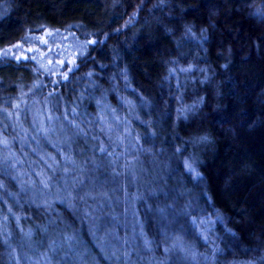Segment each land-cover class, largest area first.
Wrapping results in <instances>:
<instances>
[{"label": "trees", "instance_id": "obj_1", "mask_svg": "<svg viewBox=\"0 0 264 264\" xmlns=\"http://www.w3.org/2000/svg\"><path fill=\"white\" fill-rule=\"evenodd\" d=\"M49 30L58 65L0 52V264H264V0H0V49ZM103 189L134 199L95 225Z\"/></svg>", "mask_w": 264, "mask_h": 264}, {"label": "rangeland", "instance_id": "obj_2", "mask_svg": "<svg viewBox=\"0 0 264 264\" xmlns=\"http://www.w3.org/2000/svg\"><path fill=\"white\" fill-rule=\"evenodd\" d=\"M80 46V43L77 41H72L70 37H68L67 33L65 31L58 34L55 31H43L42 33L37 35L36 42H29L27 44H21V43H14L12 45H7L0 49L1 53H6L13 56H19L23 57L26 54H30L32 56H40L42 61L47 64L52 65H58L61 61L63 56L65 55H71L74 53L75 50H77ZM53 70L54 68L51 67ZM125 152H127V149H124ZM75 170H77V174L79 175V178H81L83 167L80 166L77 163H71ZM92 165L95 163H91ZM124 172L121 173V187H123L125 184L132 182L134 180V176H132L129 172L132 168L131 165V158H128L127 163L124 165ZM64 172V169L61 171ZM110 173V172H109ZM114 177L116 176L115 172ZM64 176L62 175V178ZM78 178V179H79ZM117 178V177H116ZM77 182V181H76ZM118 185L115 187V189L118 188ZM116 195V194H115ZM113 193H108L104 189L100 190V195L95 194L92 196L90 194V199L84 201L83 205L81 206L82 212L86 215L92 218L91 220L94 222V224L103 223L104 219L101 220V211L100 207L107 203L110 205V212L116 214L117 211L121 210L124 206L125 209L130 210L131 203L133 202V195H120L115 196ZM84 197V196H83ZM98 208V209H97ZM123 209V210H125ZM121 215H123L121 213ZM88 217V219H89ZM135 223L134 215H131L130 218H124L121 221L120 227H123L124 231L121 232L120 235H117V238L121 237L123 241H125L126 244L131 243L133 247H135L138 242V237L136 236V230L133 228V224ZM107 230L109 228L105 226ZM110 231V230H109ZM123 234V236H121ZM68 237V236H67ZM186 244L184 242L176 241L173 245L175 249H180L184 247ZM48 248L50 251L54 248L50 243L48 244ZM138 246H136V249ZM112 251V250H111ZM114 251V250H113ZM166 255L164 259H157V258H150V255H141V257L137 258V260H131L127 254L125 257L122 258V261H119L120 259H116L117 257L111 258L110 252L105 257L106 259H110L109 261H116L115 264H179V261L177 259H172V252H169V249H166ZM125 254V252H124ZM26 255H30L29 252L24 251L21 254V259L27 262L29 261V264H55V262L48 257L47 255H42L39 258L36 257H27ZM197 256H191V258H195ZM36 258V259H35ZM130 259V260H129ZM93 259L85 258L83 255V250L80 247H77L75 243L72 242H65V263L66 264H93ZM20 261L17 260V264H19Z\"/></svg>", "mask_w": 264, "mask_h": 264}, {"label": "snow or ice", "instance_id": "obj_3", "mask_svg": "<svg viewBox=\"0 0 264 264\" xmlns=\"http://www.w3.org/2000/svg\"><path fill=\"white\" fill-rule=\"evenodd\" d=\"M190 167V166H189Z\"/></svg>", "mask_w": 264, "mask_h": 264}]
</instances>
